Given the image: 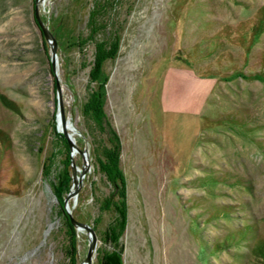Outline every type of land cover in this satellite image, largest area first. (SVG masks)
<instances>
[{
    "label": "rangeland",
    "instance_id": "374dc122",
    "mask_svg": "<svg viewBox=\"0 0 264 264\" xmlns=\"http://www.w3.org/2000/svg\"><path fill=\"white\" fill-rule=\"evenodd\" d=\"M101 3L94 38L118 35L102 67L125 180L122 264H264V0H0V264L67 263L50 184L64 158L55 78L82 149L70 146L80 179L70 178L67 206L93 229L90 264L110 247L101 234L112 213L97 206L110 186L78 109L93 40L64 45L87 33ZM34 5L64 45L54 71ZM75 229L82 264L87 235Z\"/></svg>",
    "mask_w": 264,
    "mask_h": 264
},
{
    "label": "trees",
    "instance_id": "16d2710c",
    "mask_svg": "<svg viewBox=\"0 0 264 264\" xmlns=\"http://www.w3.org/2000/svg\"><path fill=\"white\" fill-rule=\"evenodd\" d=\"M89 10L87 19L88 31L85 35L73 34L68 35L65 40V46L82 45L89 39L93 40L92 57L87 69V92L85 97L79 102L78 109L85 121V130L89 135L90 148L93 150V158L96 169L103 176L104 180L109 184L110 189L107 193L98 199V209L111 211V217L105 223L101 238L110 245L108 248L98 250L96 264H122L121 261V245L118 244V237L122 233L126 219V202H125V180L119 166V149L120 141L118 133L109 120L104 111L103 103L105 97L104 83L107 79V73L103 70L102 64L107 58L115 56L118 47V35L112 37L94 38V32L99 25L94 18V11L98 6ZM45 21V18L40 16ZM47 27L51 32V25L48 22ZM56 44L59 50L62 46L56 37ZM63 58V57H61ZM64 61V60H63ZM65 83L72 88L69 80L65 78ZM53 132L64 149L63 165L54 175V179H50V184L57 200L62 215L65 218L66 232L68 234V259L66 264H76L75 261V226L69 222L64 209L62 208V198L68 190L70 182V147L66 143L65 136L57 130ZM80 139L85 143L84 131L79 134ZM80 149V145L76 144ZM49 167V163L43 168ZM48 169V168H47ZM44 170V169H43Z\"/></svg>",
    "mask_w": 264,
    "mask_h": 264
},
{
    "label": "water",
    "instance_id": "95a60500",
    "mask_svg": "<svg viewBox=\"0 0 264 264\" xmlns=\"http://www.w3.org/2000/svg\"><path fill=\"white\" fill-rule=\"evenodd\" d=\"M33 17L34 20L39 27L40 33L42 36L45 38V40L49 43V61H50V67L54 71L55 69V46H56V41L51 34L50 30L48 29L47 25L41 20V18L38 15V12L36 10V7L34 5V10H33ZM54 85H55V101H56V111H55V126L56 129H58L66 139L67 145L73 146L75 149H77L79 152H82V149H78L74 143V141L71 139L69 132L65 128V123L67 122L66 119L64 118L63 114V109H62V103H61V97L59 93V85L57 82V79H54ZM59 123V127L58 124ZM75 176H77V181L80 179V173L76 174L75 170H73V167L71 166V178L74 181ZM76 193V188L74 187L73 189H68L65 193V195L62 198V205L64 208V211L66 213V216L68 217V220L70 223H72L76 228H82L85 230L86 235H87V246H86V251L83 256V260L86 264H90V259H91V254L94 249L95 245V236L92 227L84 222L77 220L72 217L70 214V210L67 206V198L71 195Z\"/></svg>",
    "mask_w": 264,
    "mask_h": 264
},
{
    "label": "bare ground",
    "instance_id": "6f19581e",
    "mask_svg": "<svg viewBox=\"0 0 264 264\" xmlns=\"http://www.w3.org/2000/svg\"><path fill=\"white\" fill-rule=\"evenodd\" d=\"M90 261H91V259H90ZM82 264H86V263L84 262V260H83Z\"/></svg>",
    "mask_w": 264,
    "mask_h": 264
}]
</instances>
